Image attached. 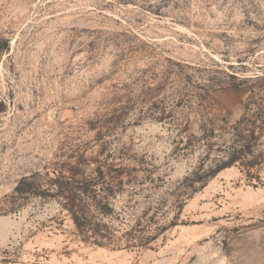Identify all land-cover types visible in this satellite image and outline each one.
<instances>
[{
	"label": "rangeland",
	"instance_id": "rangeland-1",
	"mask_svg": "<svg viewBox=\"0 0 264 264\" xmlns=\"http://www.w3.org/2000/svg\"><path fill=\"white\" fill-rule=\"evenodd\" d=\"M0 264H264V0H0Z\"/></svg>",
	"mask_w": 264,
	"mask_h": 264
}]
</instances>
